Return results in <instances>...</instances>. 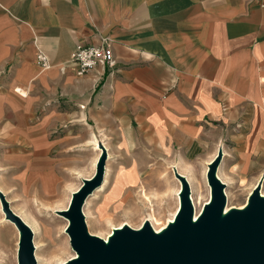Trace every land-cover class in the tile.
Instances as JSON below:
<instances>
[{
	"label": "crops",
	"instance_id": "crops-1",
	"mask_svg": "<svg viewBox=\"0 0 264 264\" xmlns=\"http://www.w3.org/2000/svg\"><path fill=\"white\" fill-rule=\"evenodd\" d=\"M102 38L112 40L113 72L78 76L75 47ZM102 147L95 197L106 195L104 214L159 190L175 202L174 217L176 170L202 208L220 151L227 209L244 207L264 185V8L256 0H0V190L35 235L65 231L60 212L96 173ZM0 231L19 237L1 201Z\"/></svg>",
	"mask_w": 264,
	"mask_h": 264
},
{
	"label": "water",
	"instance_id": "water-1",
	"mask_svg": "<svg viewBox=\"0 0 264 264\" xmlns=\"http://www.w3.org/2000/svg\"><path fill=\"white\" fill-rule=\"evenodd\" d=\"M102 148L96 173L74 193L68 210L60 212L69 220L65 231L75 251L74 257L61 264H264L263 181L249 194L244 208L227 209V185L217 173L221 151L209 165L211 196L197 217L191 185L176 170L182 184L180 208L160 232L146 220L139 228L129 224L114 228L108 241L90 233L83 208L104 180L107 153ZM0 200L5 218L19 230L18 264H37L33 229L12 209L2 190Z\"/></svg>",
	"mask_w": 264,
	"mask_h": 264
},
{
	"label": "rangeland",
	"instance_id": "rangeland-1",
	"mask_svg": "<svg viewBox=\"0 0 264 264\" xmlns=\"http://www.w3.org/2000/svg\"><path fill=\"white\" fill-rule=\"evenodd\" d=\"M101 187L87 199L84 208L88 230L92 234L107 238L113 227L121 226L125 222L133 227H140L144 220L150 216L146 214L153 208L157 214L153 216L156 224L164 223L165 225L169 218H173L171 213L176 208L175 202L169 198L167 200L168 194L159 190L146 195L133 193L128 196L129 199L127 200H118L115 211L104 214L101 207L105 205L103 200L106 195L101 194L99 198L95 197ZM195 201L197 210H200L203 204L202 196H197ZM228 203H231L230 200ZM124 213L128 215H124ZM61 230L62 228L57 233L48 232L35 235L37 238H35L37 264H61L75 254L70 244L69 234L67 233V235L65 231L62 232ZM18 249L19 237H17V234L6 231L2 233L0 231V264H18Z\"/></svg>",
	"mask_w": 264,
	"mask_h": 264
},
{
	"label": "built area",
	"instance_id": "built-area-1",
	"mask_svg": "<svg viewBox=\"0 0 264 264\" xmlns=\"http://www.w3.org/2000/svg\"><path fill=\"white\" fill-rule=\"evenodd\" d=\"M256 1L260 7L264 8V0ZM111 42L110 38H102L101 42L96 44L78 43L70 61L76 67V74L84 76L97 68L102 69L101 75L105 73V70L108 73H112L116 61ZM36 57L43 65H47V56L38 53Z\"/></svg>",
	"mask_w": 264,
	"mask_h": 264
},
{
	"label": "bare ground",
	"instance_id": "bare-ground-1",
	"mask_svg": "<svg viewBox=\"0 0 264 264\" xmlns=\"http://www.w3.org/2000/svg\"><path fill=\"white\" fill-rule=\"evenodd\" d=\"M218 176H219V175H218ZM176 178H177V177H176ZM219 178H220V177H219ZM177 179H178V178H177ZM187 179H188V178H187ZM220 179H221V178H220ZM178 180H179V179H178ZM221 180H222V179H221ZM179 181H180V180H179ZM188 181H189V180H188ZM180 182H181V181H180ZM189 183H190V182H189ZM100 187H101V186H100ZM100 187H99V188H100ZM263 188H264V185H263V187H262V193H263V195H264ZM181 189H182V184H181ZM181 189H180V191H181ZM96 190H97V189H96ZM96 190H95V191H96ZM95 191H94V192H95ZM180 191L178 192V196H179ZM91 195H92V194H91ZM91 195H90V196H91ZM90 196H89V197H90ZM191 196H192V195H191ZM89 197H88V198H89ZM88 198H87V199H88ZM179 200H180V197H179ZM192 200H193V198H192ZM0 201H1V200H0ZM207 201H208V200H207ZM207 201H206V202H207ZM206 202H205V203H206ZM86 203H87V200H86ZM86 203H85V205H86ZM193 203H194V200H193ZM1 205H2V204H1ZM85 205H84V208H85ZM227 205H228V203H227ZM203 206H204V205H203ZM194 207H195V217H197V216L201 213L203 207H202L200 210H197V208H196V206H195V203H194ZM244 207H245V206H244ZM244 207H242V208H244ZM179 208H180V205H179ZM178 210H179V209H178ZM2 211H3V208H2ZM177 212H178V211H177ZM3 213H4V211H3ZM84 213H85V211H84ZM4 214H5V213H4ZM176 214H177V213H176ZM85 215H86V214H85ZM175 216H176V215H175ZM175 216H174L173 218H171V219L169 218L168 221H167V223H166L165 225H164V223H163V224H160V225L156 224V222L154 221V217H153V216H150L148 219H145L144 222H145L146 220H149V221L151 222L152 226L154 227V229H155L157 232H160L162 229H164V228L167 226V224H168L169 222L173 221V219L175 218ZM195 220H196V219H195ZM9 221H10V220H9ZM10 222H11V221H10ZM144 222H143V223H144ZM12 223H13V222H12ZM143 223L141 224V226L143 225ZM13 224H14V223H13ZM122 224H123V223H122ZM124 224H129V223L125 222ZM124 224H123V225H124ZM14 225H15V224H14ZM123 225H121V226H117V227L122 228ZM129 225H130V224H129ZM131 226H132V225H131ZM141 226H140V227H141ZM132 227H133V226H132ZM114 228H116V227H113V228H112L111 233L113 232V229H114ZM135 228H139V227H135ZM65 233L67 234L66 231H65ZM111 233L107 236V238H104V239L108 241V237L111 235ZM67 235H68V234H67ZM74 256H75V254H74L72 257H74ZM72 257H71V258H72ZM69 259H70V258H69ZM66 261H67V260H66ZM64 262H65V261H64ZM62 263H63V262H62Z\"/></svg>",
	"mask_w": 264,
	"mask_h": 264
}]
</instances>
